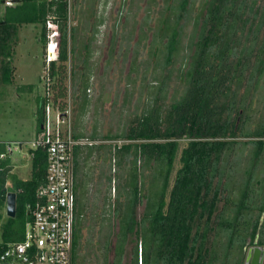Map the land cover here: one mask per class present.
<instances>
[{
	"label": "trees",
	"instance_id": "obj_1",
	"mask_svg": "<svg viewBox=\"0 0 264 264\" xmlns=\"http://www.w3.org/2000/svg\"><path fill=\"white\" fill-rule=\"evenodd\" d=\"M248 4V0L209 2L203 37L186 73L188 86L185 94L165 113L162 114L159 107L155 108L138 117L130 129L121 134L133 143L125 144L115 152L116 156L119 154L118 164L125 167L128 163L129 168L126 183L119 185L115 203L109 210L118 219L120 227L115 236L113 264L122 263L134 218V205L142 202L145 170L153 169V164L156 166L151 174L145 209L135 222L137 243L133 264H139V254L141 264H214L222 257L214 253V250H221V243L225 245L227 257L232 249H236L237 264H242L247 245L257 242L264 247V124L258 133H246L245 124L236 123L239 109H247L240 105L246 95L238 99L240 88L243 84L246 90L251 86L256 88L259 78L255 85L252 80L258 70L260 77L263 75L264 64H251L249 56L253 49L238 47L244 35L237 26L241 17L235 15L233 22L225 19L226 13L234 10H253L256 0L250 7ZM50 13L55 14L60 23L61 45L58 58L48 65L46 86L50 95L46 92L40 101L38 132L44 120L47 99L51 97L55 103L59 101L65 105L64 82L70 52L68 6L66 2L54 7L47 0H18L16 5L6 7L0 18V84H11L15 71L13 52L20 27L39 24L45 39L46 20ZM259 23L256 32H264V14ZM247 69L251 71L245 80ZM74 135L82 137L76 131ZM183 138L187 139L184 146L181 145ZM239 138L248 139L242 141ZM102 147L104 145L77 146L75 149L77 206L70 264L76 263L81 231L88 213V205L83 203L87 189L81 191L84 187L83 163L95 148ZM108 152L112 153L111 147ZM232 152L236 157L230 161L228 155ZM29 155L31 171L28 178L18 176L11 158L0 160V207L5 206L9 191L17 193V216L11 220L21 218L26 222L30 217L27 205L35 201L38 187L46 180V150L29 149ZM178 156L180 167L173 177ZM224 192H227L225 203L219 208ZM96 216L99 220L105 217L101 213ZM108 227L106 236L109 237L104 239L106 257L113 233V225ZM23 237L24 233L11 226L0 247ZM105 260L104 264L108 262Z\"/></svg>",
	"mask_w": 264,
	"mask_h": 264
},
{
	"label": "rangeland",
	"instance_id": "obj_2",
	"mask_svg": "<svg viewBox=\"0 0 264 264\" xmlns=\"http://www.w3.org/2000/svg\"><path fill=\"white\" fill-rule=\"evenodd\" d=\"M79 1L80 0L77 2ZM86 1L87 0H84V4L75 7V9L73 8L69 13V30L71 28L72 32L76 35L77 42H75L74 52H69L67 77L64 82L67 95L63 102L65 105L71 107L73 131L80 133L83 138H88L89 141H95V145H104V147L100 149L95 148L92 154L87 157L83 163L84 174L82 177L84 180L82 181H84V187H81V191L84 192L85 188L87 189L83 197V203L88 205V213L84 221L85 226L81 231L82 237L75 264H104L106 261L105 259L108 260L106 264H113L112 240L118 233L116 231L118 219L113 213H109V210L113 208L115 197L119 191V185L126 183L129 168L128 163L125 167L124 165L118 164L119 154L117 153L116 156L115 152L121 146L133 143L132 140L121 136V134L125 131L127 132L137 121L138 117H141L155 108L159 107L163 114L164 111L171 107L175 100L181 97L186 82L179 70L181 66L179 63L180 58H176L177 62L167 66L168 68L162 71L160 67L157 66V60L159 58L157 57L158 55H156V46H154L153 49H149L148 46L140 45L136 49V47L133 46L134 42L131 41V46L129 45L130 47L127 52L124 50L125 48H123L125 43L122 44L119 53L115 55L117 59L116 63L106 67L102 74H100V69L102 68L100 64L94 69L91 68L87 70L91 71V80L89 79L88 84L91 91H84L81 81L83 78L82 74L85 72L83 59L86 49L82 46V42L84 43L91 33V31H89L90 24L87 23L89 15L85 5ZM203 1L204 0H192L191 18L188 19V21L185 19L181 21V23L184 24L181 32V43L184 46H187L191 40H195V36L192 38L195 31L194 17L201 11ZM252 1L253 0H248L249 3H252ZM170 2L171 0L167 2H165V0H156L155 2H149L146 6L140 4L141 7L139 8L135 20L143 27L151 26V28L148 29V35L150 33L155 34L156 31L159 34L160 32H164L160 29L162 28V24L159 22V19H161L166 11L168 12L165 6ZM253 7V11L248 8L244 16L248 19L246 26L251 29L250 34L246 37L244 35L243 37V42L246 40L247 43H249V39L253 36V27L256 25V22H258L260 14L264 11V0H256V4H254ZM5 8L6 7L2 4V0H0V18ZM186 14L190 15L187 12ZM146 15H149L147 23V19H145ZM239 25L241 24H237V26ZM41 27V25L36 26L35 24H24L20 27L19 40L13 52V65L15 67L13 83L0 84V141L3 143H7L8 141L29 142L36 137L38 132V110L41 98H43L47 92L46 74L48 73ZM128 28L129 27H127V29ZM118 31L121 32V29L119 28ZM245 31L246 27L243 31L244 34H246ZM263 33L262 31L260 32V38L264 36ZM116 41L118 42V40ZM146 43H148L147 40ZM132 46L134 47L135 65L130 74H128ZM102 52V49H91L90 56L97 60ZM122 53L125 54L122 55ZM122 56L123 60H121ZM250 69H247L248 72L245 75V80L249 76L248 73L251 71ZM169 73L170 78L168 79L166 92H164L166 96L163 97V92H161L159 88L161 81H157V79L161 80L164 75ZM256 76L257 73L254 79H256ZM254 79L252 83H254ZM261 79L256 85V88L251 86L246 90V85L243 84L239 91L238 99H241L243 97L242 95L246 94L244 96L245 98H242L240 105L247 107L244 111V115L246 116L247 113L249 118L246 120V122L248 121L247 124L246 122L242 123L244 121L243 119V121L240 120L239 122V125L241 123L243 125L245 124L246 127L244 129L246 133H258L264 124V73ZM84 97H86L87 104L85 108H82L84 105ZM239 139L246 141L248 138ZM186 142L187 139L183 138L181 140V145L184 146ZM28 146L29 144H24L21 150H14L13 154H9L8 156L14 163V171L21 178H28L30 176L31 160ZM110 147L112 148L111 154L108 152ZM2 150L6 151L4 145H2ZM245 153L247 154V150ZM105 155H107V157H105ZM229 156L230 161H233L236 154L232 152L228 157ZM155 166L156 165L153 164V169ZM179 167L180 162L178 156L173 171V177ZM153 169L149 168L145 170L147 176L143 191L144 196L142 202H136L134 205V218L129 229V240L125 245L121 264H133V251L137 243L134 232L135 222L141 218L145 209L148 187L151 183ZM119 175L123 176L119 178ZM108 176L111 177V180L108 179ZM263 191L264 189L262 192ZM257 192H260V190H257ZM226 193L224 192L222 194L223 199L218 203L219 208L225 203ZM259 196L260 194L258 197ZM262 196L263 193L260 198H262ZM110 205L112 207H110ZM96 213L105 215L104 219L99 220ZM11 219L15 218H11L7 215L6 204L0 207V243L6 241V231H8L11 226H14L16 230L22 233L25 232L26 222L23 219ZM109 224L113 225V233L106 257L104 255V239L109 237L108 235L106 236L107 231H109ZM138 246L140 253V244ZM220 247L219 249L221 250H214V253L220 254L222 257L214 262V264H237V250L232 249L229 254L230 256L227 257V250H225L224 243H221ZM138 263L141 264L140 254Z\"/></svg>",
	"mask_w": 264,
	"mask_h": 264
},
{
	"label": "built area",
	"instance_id": "obj_3",
	"mask_svg": "<svg viewBox=\"0 0 264 264\" xmlns=\"http://www.w3.org/2000/svg\"><path fill=\"white\" fill-rule=\"evenodd\" d=\"M54 7L66 2L69 13L74 0H47ZM18 0H2L5 7ZM45 62L56 60L61 45L60 23L55 14L46 20ZM47 95H50L47 92ZM51 98V97H50ZM48 98L44 105V120L36 137L26 141H0V160L21 150L43 148L47 153L46 180L36 192V199L27 205L30 217L25 223L24 237L8 241L0 247V262L9 264H70L73 247L77 196L75 190V149L85 144L75 137L71 122V107Z\"/></svg>",
	"mask_w": 264,
	"mask_h": 264
},
{
	"label": "flooded vegetation",
	"instance_id": "obj_4",
	"mask_svg": "<svg viewBox=\"0 0 264 264\" xmlns=\"http://www.w3.org/2000/svg\"><path fill=\"white\" fill-rule=\"evenodd\" d=\"M77 1L78 0L73 1L71 10L73 8L75 9V7H79L82 4H84L83 3L84 0H80L78 4ZM151 1L155 2L156 0H87L85 2L87 12L89 15L87 23L90 24L89 31H91V33L88 39H86L84 43L82 42V46H84V48L86 49L85 57L83 59V63H84L83 66L85 68V72H83L82 74L83 78L81 81L84 87V91L86 90L91 91V88L88 86L89 79L91 77V71H87V70H90L91 68L94 69L95 67H97L98 64H100L102 67L100 69L101 70L100 74H102L106 67L111 66L113 63H116L117 59L115 58V55L119 53L122 44L125 43L124 44L125 46L123 48H125L124 50H126L127 52L128 48L131 46L130 42L133 41L134 42L133 46L136 47V49L140 45L148 46L149 49H153L154 46H156L155 47L157 49L156 55H158L157 57L159 58L157 60V66L160 67L162 71H165L168 68L167 66L174 64V62H177L176 60L180 58L179 63L181 64V66L179 67V70L181 71L182 77L186 82L185 89L181 97L185 94L188 86L186 73L189 65L191 64V62L193 61L194 57L198 52L199 42L202 40L203 37L204 25L207 22L208 6L211 0H204L202 2L201 11L197 13V15H195L194 17L195 31L192 35V38L193 36H195V40H191V42H189L187 46H184L181 43L182 42L181 32L184 27V24H182L181 21L183 19L188 21V19L191 18L192 0H171V2L165 6V9H167L168 12L166 11V13L162 15L161 19H159L160 20L159 22L162 24V28L160 29L163 30L164 32H160L159 34L156 31L155 34L150 33L148 35V29L151 28V26L143 27L142 25H140V23L136 22L135 18L137 17L139 8L141 7L140 4L146 6ZM167 1L168 0H165V2ZM253 2L254 0L252 1V3ZM252 3H249L248 7H250ZM246 10L240 12L234 10L231 13H226L225 19H227V21L230 20L229 22H233L234 20L232 17L238 15V17H241L242 19V20H238L239 21L238 24H241L238 27L241 28L240 31H244L243 26L245 22H248V19L244 17L246 14ZM186 12L189 13L190 15L186 14ZM263 14L264 11L262 14H260V18L258 22H256V25L253 27V31H252L253 36L252 38L249 39V43H247L246 40L243 42L244 35L245 37L248 36L251 30L248 26L245 25L246 34L242 36L241 42L238 44V47L240 48L243 46H249L250 49L251 48L253 49L252 54L249 56L251 64H256V63H258L259 65L264 64V36L260 38L261 36L260 33L256 32L260 24L259 22L263 17ZM148 18L149 15H146L145 17V19H147L146 23L148 22ZM127 27L129 28L127 29ZM208 27L210 26H207V28ZM119 28L121 29V32L118 31ZM69 35H70V39H69L70 51L71 53H73L75 50V42H77L76 41L77 39H76V35L72 32L71 28L69 30ZM116 40H118V42ZM146 40L148 43H146ZM43 41L45 44L46 38L43 39ZM133 46L131 47L132 49V52L130 53L131 62H130L128 74H130L133 66L135 65ZM91 49L103 50L99 59L96 60L90 56ZM123 54L125 53H122V55ZM121 60H123V56L121 57ZM258 72L259 70L257 71L256 79L259 78L260 81L262 75L260 77L259 75L260 73ZM169 78H170V73L164 75V77L161 78V80L157 79V81H161L159 88L160 91L163 92V97L166 96L164 92H166ZM255 81H254V85L256 83ZM86 97H84V105L82 106V108L86 107L87 104ZM181 97L178 98L177 100L181 99ZM177 100H175V102ZM244 111H245L244 108H241L239 110V114L237 116V122H236L237 125H239L240 120L243 119L244 121L242 120L243 121L242 123H244L245 120L249 118L247 113L246 116L244 115ZM84 139L86 140V142L84 145H82L83 147L99 146L98 144L97 145L94 144L95 141L94 142L89 141L88 138L85 137ZM252 246H261V245H259L257 242H255L254 244L247 245L244 249V254H243L244 258L242 264H245L248 249Z\"/></svg>",
	"mask_w": 264,
	"mask_h": 264
},
{
	"label": "water",
	"instance_id": "obj_5",
	"mask_svg": "<svg viewBox=\"0 0 264 264\" xmlns=\"http://www.w3.org/2000/svg\"><path fill=\"white\" fill-rule=\"evenodd\" d=\"M42 127V125H41ZM6 212L7 215L15 218L17 216V193L14 191H9L6 196ZM120 229L119 222H117L116 231L118 232ZM116 237L113 238V253L112 258L115 256V248H116ZM264 262V247L262 246H252L248 249L246 255L245 264H263ZM0 264H9V263H1Z\"/></svg>",
	"mask_w": 264,
	"mask_h": 264
},
{
	"label": "crops",
	"instance_id": "obj_6",
	"mask_svg": "<svg viewBox=\"0 0 264 264\" xmlns=\"http://www.w3.org/2000/svg\"><path fill=\"white\" fill-rule=\"evenodd\" d=\"M78 3H79V2H77V4H78ZM35 25L38 26L39 24H35ZM39 26H40V25H39ZM41 28H42V27H41ZM45 45H46V44H44V48H45Z\"/></svg>",
	"mask_w": 264,
	"mask_h": 264
}]
</instances>
